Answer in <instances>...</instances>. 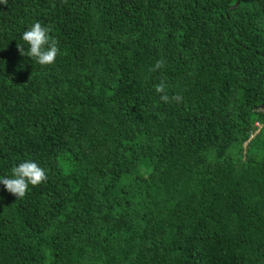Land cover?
Wrapping results in <instances>:
<instances>
[{
	"label": "trees",
	"instance_id": "trees-1",
	"mask_svg": "<svg viewBox=\"0 0 264 264\" xmlns=\"http://www.w3.org/2000/svg\"><path fill=\"white\" fill-rule=\"evenodd\" d=\"M236 2L0 3V176H48L0 183V264H264V0ZM37 21L54 64L18 52Z\"/></svg>",
	"mask_w": 264,
	"mask_h": 264
},
{
	"label": "clouds",
	"instance_id": "clouds-1",
	"mask_svg": "<svg viewBox=\"0 0 264 264\" xmlns=\"http://www.w3.org/2000/svg\"><path fill=\"white\" fill-rule=\"evenodd\" d=\"M0 3L8 4V0H0ZM49 30L37 21L23 32L22 43L17 44L20 55L30 57L41 66L54 64L59 53L58 42L49 36ZM27 45V50H25ZM165 65V60H157L151 71L155 72ZM155 91L160 94L161 101L182 102L183 97L180 94L169 96L167 85L161 81L155 86ZM48 179L44 168L32 160H25L18 165H14L11 169V176H0V183L5 189L14 195L17 200L23 199L28 191L29 185L36 187L44 183Z\"/></svg>",
	"mask_w": 264,
	"mask_h": 264
},
{
	"label": "water",
	"instance_id": "water-1",
	"mask_svg": "<svg viewBox=\"0 0 264 264\" xmlns=\"http://www.w3.org/2000/svg\"><path fill=\"white\" fill-rule=\"evenodd\" d=\"M240 3V0H237V2L233 5V7H236ZM262 108H264V105H262Z\"/></svg>",
	"mask_w": 264,
	"mask_h": 264
},
{
	"label": "rangeland",
	"instance_id": "rangeland-1",
	"mask_svg": "<svg viewBox=\"0 0 264 264\" xmlns=\"http://www.w3.org/2000/svg\"><path fill=\"white\" fill-rule=\"evenodd\" d=\"M258 123H260V122H258ZM259 126H261V124H259Z\"/></svg>",
	"mask_w": 264,
	"mask_h": 264
}]
</instances>
